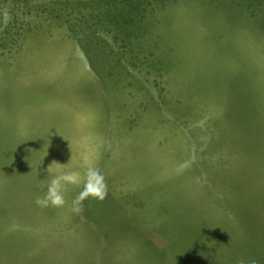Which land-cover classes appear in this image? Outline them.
Segmentation results:
<instances>
[{
    "label": "rangeland",
    "instance_id": "rangeland-1",
    "mask_svg": "<svg viewBox=\"0 0 264 264\" xmlns=\"http://www.w3.org/2000/svg\"><path fill=\"white\" fill-rule=\"evenodd\" d=\"M85 160L103 202L36 205ZM241 259L264 264V0H0V264Z\"/></svg>",
    "mask_w": 264,
    "mask_h": 264
},
{
    "label": "clouds",
    "instance_id": "clouds-1",
    "mask_svg": "<svg viewBox=\"0 0 264 264\" xmlns=\"http://www.w3.org/2000/svg\"><path fill=\"white\" fill-rule=\"evenodd\" d=\"M58 167V162H53L51 167ZM82 190L72 201V211L75 214H82L84 202L89 198L103 202L108 195V185L102 171L85 160V171L69 170L53 176L47 183V191L43 196L36 198V205L41 208H63L67 204L65 194L69 186H80ZM238 264H245L241 259ZM252 264H255L253 261Z\"/></svg>",
    "mask_w": 264,
    "mask_h": 264
},
{
    "label": "crops",
    "instance_id": "crops-1",
    "mask_svg": "<svg viewBox=\"0 0 264 264\" xmlns=\"http://www.w3.org/2000/svg\"><path fill=\"white\" fill-rule=\"evenodd\" d=\"M124 104H126V103H124ZM131 105V104H130ZM138 109L140 108L139 106H136Z\"/></svg>",
    "mask_w": 264,
    "mask_h": 264
}]
</instances>
